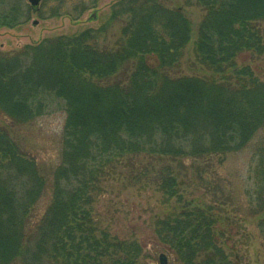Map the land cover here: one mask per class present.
<instances>
[{
    "label": "trees",
    "instance_id": "obj_1",
    "mask_svg": "<svg viewBox=\"0 0 264 264\" xmlns=\"http://www.w3.org/2000/svg\"><path fill=\"white\" fill-rule=\"evenodd\" d=\"M65 1L47 17L77 20L88 8L75 0L74 15ZM185 4L204 11L193 42L203 76L181 72L192 23L161 0H117L96 27L0 52V264H141L140 244L100 228L93 212L103 181L123 174L128 185L154 184L164 202H176L153 220L172 264H231L216 206L184 198L179 178L187 161L202 177L203 159L212 164L264 128V80L238 62L246 51L264 52V0ZM31 11L0 0V27L24 23ZM115 22L119 36L110 40ZM49 97L64 101L66 115L60 160L44 174L10 131L43 114ZM253 206L263 213L262 190ZM257 226L264 239V215Z\"/></svg>",
    "mask_w": 264,
    "mask_h": 264
},
{
    "label": "rangeland",
    "instance_id": "obj_2",
    "mask_svg": "<svg viewBox=\"0 0 264 264\" xmlns=\"http://www.w3.org/2000/svg\"><path fill=\"white\" fill-rule=\"evenodd\" d=\"M21 1L32 8L29 19L12 28L0 27V52L11 53L46 37L72 34L96 27L105 21L110 5L117 0H85L88 8L77 20H73L68 14L47 17L49 9L58 6L62 0H47V4L43 6L42 0L35 6L28 0ZM161 1L169 7H182L192 23L190 40L183 49L181 72L200 76L208 74L197 63L193 52L197 25L204 11L199 6L186 5L185 0ZM75 2L65 1V7L74 15L77 14V10H73ZM38 7L42 12L41 16ZM93 11L96 12V18H90ZM259 27L261 41L264 43V23ZM108 35L110 40L119 36L118 22L111 24ZM238 62L250 64L254 74L264 80V52L246 51L238 57ZM47 100L48 107L43 114L30 122L11 127L10 131L18 140L21 151L28 158L34 159L44 174H48L60 160L61 135L66 115L63 100L54 97ZM187 163L183 167V175L179 178L180 193L186 199L197 198L200 202L216 206V212L221 217L218 230L223 233L219 240L230 254L231 264H264V239L257 226L264 210L259 214H252L251 211L257 191L262 190L264 196V128L259 129L241 149L220 157L214 156L212 164L203 159L200 167L203 171L202 177H198L195 172L197 163ZM172 165L175 169L179 167L177 163ZM197 178H203V181H198ZM217 181L221 190L215 193ZM48 200L47 190L40 200L39 208L43 209ZM175 203L174 199L169 203L164 202L162 193L154 184L128 185L123 174L103 181L102 191L95 196L93 212L100 228L112 235L136 240L140 244L141 264H160V253L165 254L166 264H172L173 255L154 234L153 220Z\"/></svg>",
    "mask_w": 264,
    "mask_h": 264
},
{
    "label": "water",
    "instance_id": "obj_3",
    "mask_svg": "<svg viewBox=\"0 0 264 264\" xmlns=\"http://www.w3.org/2000/svg\"><path fill=\"white\" fill-rule=\"evenodd\" d=\"M28 2L32 6H35V5H38V3L40 2V0H28ZM91 16L93 18H95V12L94 11L92 12ZM159 262H160V264H166L165 254L164 253H160V255H159Z\"/></svg>",
    "mask_w": 264,
    "mask_h": 264
}]
</instances>
